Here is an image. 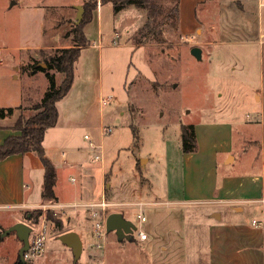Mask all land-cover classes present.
Wrapping results in <instances>:
<instances>
[{"label": "rangeland", "instance_id": "374dc122", "mask_svg": "<svg viewBox=\"0 0 264 264\" xmlns=\"http://www.w3.org/2000/svg\"><path fill=\"white\" fill-rule=\"evenodd\" d=\"M88 1L48 0L53 5L36 11L28 7L29 0H15L13 8L0 6V109L16 110L18 120L37 113L34 108L50 87L45 53L57 49L48 45L74 44L79 24L73 4L83 7ZM197 16L190 31L183 30L179 21H165L162 36L136 47L133 38L145 23L146 12L128 7L118 14L116 29L111 5L104 9L100 26L104 42L115 44L103 51L102 118L111 132L103 138L95 130L86 133L103 146L105 168L111 170L108 199L123 204L110 207L107 215L114 210L126 212L125 219L136 229L130 239L122 240L116 232H108L105 248L99 250L92 224L83 234V252L75 263L72 250L59 240L55 225L46 221L47 210L41 207L37 210L45 213L40 224L45 222L47 237L42 256L32 264H206L203 227L197 226L202 225L204 209L177 206L165 195L167 157L180 142L181 125L231 116L234 109L240 126L257 115L255 93L264 86V0H212L197 8ZM50 30H57V36H48ZM194 47L203 51L201 60L191 54ZM49 72L60 84L63 75ZM14 74L19 78L14 79ZM52 133L48 142L66 150L60 145L66 140L55 139ZM141 159H149V164L144 166ZM74 175L60 172L61 199H68L75 189L76 184L68 180ZM148 180L156 188L154 193L147 188ZM139 202L150 204L140 209ZM26 215L24 221L32 224ZM61 218L64 232H69L70 217ZM10 228L0 231V264L17 262L22 248L16 233L7 234ZM139 231L146 234V241Z\"/></svg>", "mask_w": 264, "mask_h": 264}, {"label": "crops", "instance_id": "0c3cea01", "mask_svg": "<svg viewBox=\"0 0 264 264\" xmlns=\"http://www.w3.org/2000/svg\"><path fill=\"white\" fill-rule=\"evenodd\" d=\"M13 1L0 0V6L13 8L17 4ZM209 1L212 0H179V22L183 30L188 32L193 28L198 19L197 8ZM46 2L48 0H29L28 7L36 11L42 10L40 8L45 5H53ZM73 6L77 7V4ZM107 6H102L100 1L92 21L84 27L89 45L81 48L79 60L75 64L73 85L69 93L56 104L57 124L46 131L43 143L46 157L56 169L55 203L61 205L97 203L103 196L108 199L111 170H106L105 161L99 166L92 162V152L84 138L89 136L86 132L94 130L100 132L101 138L105 136L102 118L103 51L106 47L115 46L105 44L100 28L102 14ZM241 6L245 7L243 4ZM114 20V28L117 29L118 15ZM56 34L57 30H50L48 36L55 37ZM74 44L48 45V48H70ZM2 63L0 61V65ZM13 78H19V74H14ZM254 100L257 115L241 126L236 109L231 116L217 115V119L193 123L197 140L195 152L182 151L180 128V142L173 146V153L167 157L170 169L165 195L177 206L204 209L201 212L204 217L202 225L197 226L203 227L205 239L202 253L206 257V264L264 262V86L259 93H255ZM221 111L224 112L223 109ZM18 118L16 110L0 118V146L9 137L20 136L21 133L15 129ZM50 133L55 139H65L62 141L65 145H60L67 149L61 150L59 148L62 147L48 142ZM250 137H255V140H250ZM140 161H145L144 166L149 164V159ZM61 171L75 173L68 178L76 184L68 199L58 196ZM107 173H110L108 177ZM44 177V166L34 152L12 155L0 161V231L17 223H26V214L50 204L42 199ZM147 183L148 190L154 193L156 188L151 181ZM109 201L117 204L115 207L123 205ZM149 204L139 202L137 206L142 209ZM114 213H120L125 218L126 212L114 210ZM88 215L86 209H80L69 211L66 217H70L72 226L69 232L79 234L83 247V234L92 225ZM254 221L261 222L260 226L255 225ZM197 226L195 229L198 230Z\"/></svg>", "mask_w": 264, "mask_h": 264}, {"label": "trees", "instance_id": "16d2710c", "mask_svg": "<svg viewBox=\"0 0 264 264\" xmlns=\"http://www.w3.org/2000/svg\"><path fill=\"white\" fill-rule=\"evenodd\" d=\"M101 5H111L114 15L130 6L142 9L146 12V21L144 25L138 29L133 38V44L140 47L157 37L162 36V25L165 21L172 20L174 23L179 21V0H100ZM97 0H91L83 4L84 15L81 23L75 26V44L70 48L54 49L51 53H45L44 64L47 70L55 71L63 75L60 84L56 82L55 75L46 71L45 75L50 80V87L45 93L42 101L35 106L37 113L30 117H21L15 129L19 131L20 136L9 137L0 146V161L17 154H26L29 152L36 153L44 166L45 177L42 190V199L45 202L55 203L57 197L55 195L56 185V169L54 164L46 157L44 149V139L46 131L55 127L58 120V110L56 104L62 100L70 91L75 77V64L79 60L81 48L89 45L84 35V27L92 21L93 13L97 10ZM13 109H0V118L6 113H12ZM131 130L135 138L137 129L131 124ZM181 149L184 153H192L197 150V140L193 125H181ZM42 210H35L28 213L26 220L32 221L28 224L35 228L39 226L43 217ZM46 221L55 225V231L59 235L64 234L63 221L60 214L54 211H48ZM0 232V244L3 240ZM14 264H32L30 261H21L18 258Z\"/></svg>", "mask_w": 264, "mask_h": 264}, {"label": "built area", "instance_id": "2783aa9c", "mask_svg": "<svg viewBox=\"0 0 264 264\" xmlns=\"http://www.w3.org/2000/svg\"><path fill=\"white\" fill-rule=\"evenodd\" d=\"M100 0H98L99 5ZM111 132L110 129H103V134L108 135ZM85 140L89 142V147L92 152V162L95 164L103 165L105 161L104 149L102 146L96 145L89 136L84 137ZM65 156L66 154L63 153ZM117 204L110 202L105 196L101 198V200L97 203L92 204H81V203H70L66 205H61L58 203H50L49 205L43 206V211H54L57 214L62 215L64 218L67 217L69 211H76L80 209H87L89 212V219L92 221L93 229L95 233V241L97 242L96 248L99 250H104L105 248V240L107 237V229H106V219L108 217L107 210L110 207H115ZM45 215V213L43 214ZM66 216V217H65ZM138 218L141 221H145V217L138 215ZM254 224L260 226L261 222L254 221ZM47 237V226L45 222L39 224L33 228L30 239H29V249L25 253L26 261H33L40 256H42L45 247V241ZM139 237L141 240L147 239L146 234L143 231H139Z\"/></svg>", "mask_w": 264, "mask_h": 264}, {"label": "water", "instance_id": "95a60500", "mask_svg": "<svg viewBox=\"0 0 264 264\" xmlns=\"http://www.w3.org/2000/svg\"><path fill=\"white\" fill-rule=\"evenodd\" d=\"M77 17L76 24H80L83 15L84 8L82 6H77ZM191 54L197 59H202V50L198 47L191 49ZM106 229L107 233L114 231L117 234L119 240L124 238L130 239L133 231L136 229L134 224L126 220L120 213H111L106 219ZM33 228L26 223H17L13 225L7 232V234L14 232L17 238L22 243V248L19 251V258L21 261L25 262V253L29 249V239ZM59 240L68 248H70L74 254L75 263L79 261L83 252V244L79 234L76 232H67L59 236Z\"/></svg>", "mask_w": 264, "mask_h": 264}]
</instances>
